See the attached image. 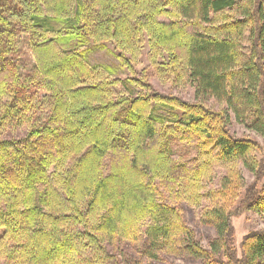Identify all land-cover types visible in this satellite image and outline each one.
<instances>
[{"label": "trees", "instance_id": "16d2710c", "mask_svg": "<svg viewBox=\"0 0 264 264\" xmlns=\"http://www.w3.org/2000/svg\"><path fill=\"white\" fill-rule=\"evenodd\" d=\"M144 40L154 70L171 63L194 101L135 75ZM106 42L130 70L119 92L117 70L88 61ZM228 112L264 135V0H0V264H111L107 248L121 239L144 241L151 259L170 246L203 264H264V229L234 247L232 217L264 216V155L229 134ZM183 140L232 170L203 211L210 252L189 241L172 203L193 198L199 175L172 150ZM237 162L254 176L241 209L227 205Z\"/></svg>", "mask_w": 264, "mask_h": 264}, {"label": "rangeland", "instance_id": "374dc122", "mask_svg": "<svg viewBox=\"0 0 264 264\" xmlns=\"http://www.w3.org/2000/svg\"><path fill=\"white\" fill-rule=\"evenodd\" d=\"M32 41L33 39H30L27 35L21 36L19 38V50H21V52H29L31 55L30 48ZM142 43V54H140L134 62L135 75L145 76V71H147L149 75H152L148 78V81L154 86L155 90L162 94H171L190 102L194 101V88L186 80V77L182 75L176 79V76L171 74L173 72H170L172 67L171 63L168 72H164L165 68L162 65H156L157 69L162 71L161 73L156 72L154 70V65H150L149 62L153 61L152 58H148V52L151 50L150 45H148L147 40H144ZM247 45L248 43H244V46ZM114 46L112 42H106L103 47H99L88 54V61L96 67H98V65L114 67L117 71H112L110 77L112 80H115L114 86L119 92L122 90V87L118 79L130 75V70L115 67L118 63V59L116 56L117 51ZM163 59H165V62L168 61L165 55L163 58L158 57L156 59L157 63L163 61ZM173 64H175L176 70H178L177 63L175 62ZM145 68H147V70ZM150 70H153V72ZM137 89L140 90L141 88ZM146 89L147 88H143L141 92H146ZM206 106L214 110H220L223 109L225 105L211 98L206 101ZM228 113L227 130L229 134L236 138L245 137L253 140L257 148L251 151V154L255 158H261L264 155V135L258 134L248 128L244 123L236 121L234 115L231 112ZM26 132L27 129L23 126L16 130L13 135L22 137ZM171 147L172 150L178 154L177 159L179 162L184 164L188 163L191 168L198 169L200 166L199 175H197L198 178L196 179L197 181H195L193 198L191 197L190 199L183 200V197L182 200L177 199L172 203L175 204L176 207H179L182 218L181 221L192 230L189 241L192 244H197L205 251L210 252V245L214 241L216 235L214 229L203 221V211L206 207L211 206V197L213 193L221 188L223 178L232 173V170L227 164L218 161L210 155H204L205 153L199 152L197 147L189 142V140L173 142ZM191 159H195V161L193 162ZM161 164L162 166L157 169L160 173H154V175L162 183L161 178L164 176L161 173H163L167 167L163 165L164 163ZM235 168L233 172L236 173L238 186L236 190L232 191V194L228 192L229 199L227 202L228 205V203L232 201L230 206H232L233 209H235V207L240 208L239 201L244 196V190L254 180L253 174L240 162L236 163ZM162 186L166 192L165 186L163 184ZM232 225L234 228V247L239 255L240 242L243 236L253 230L264 229V216L252 210L242 209L232 217ZM144 249V241L121 239L109 245L107 251L112 261L111 264H203L202 259L187 254L183 247L180 249L169 246L167 250L159 253L157 259L148 257ZM216 256L222 257L220 254H216Z\"/></svg>", "mask_w": 264, "mask_h": 264}]
</instances>
